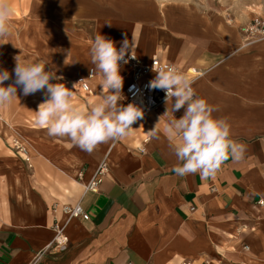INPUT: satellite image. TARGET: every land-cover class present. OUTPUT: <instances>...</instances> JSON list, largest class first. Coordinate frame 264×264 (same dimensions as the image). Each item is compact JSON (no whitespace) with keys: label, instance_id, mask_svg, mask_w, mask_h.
<instances>
[{"label":"crops","instance_id":"1","mask_svg":"<svg viewBox=\"0 0 264 264\" xmlns=\"http://www.w3.org/2000/svg\"><path fill=\"white\" fill-rule=\"evenodd\" d=\"M7 2L12 33L0 40V69L11 74L6 86L15 80L16 56L51 63L63 77L52 82L72 89L78 94L72 102L87 111L102 99V76L90 56L94 37L111 38L119 49L127 35L140 60L170 63L189 80L198 75L196 96L230 124L231 139L246 151L214 177L176 175L172 144L179 137L170 139L165 128L184 109L172 113L169 102L131 126L128 136L89 153L36 123L43 91L25 96L18 88L17 98L0 105V264H31L52 241L55 219L65 223L53 206L76 203L90 219L67 224L68 249L40 264H264V206L258 204L264 202V40L246 46L241 32L264 19V0L210 1L206 8L160 0ZM91 69L94 99L75 83ZM16 135L28 147L31 167L10 147ZM107 153L109 173L99 191L84 193Z\"/></svg>","mask_w":264,"mask_h":264},{"label":"clouds","instance_id":"2","mask_svg":"<svg viewBox=\"0 0 264 264\" xmlns=\"http://www.w3.org/2000/svg\"><path fill=\"white\" fill-rule=\"evenodd\" d=\"M10 14V4L0 0V40L7 39L12 33ZM133 51L127 35L119 49L111 38L100 33L94 37L90 56L94 70L102 76L99 93L102 99L87 111L72 102V89L64 83L52 82L63 80L62 76L56 75L54 65L44 61L22 62L18 55L13 83L5 85L11 74L0 69V105L10 104L17 98L18 88L25 96L43 91L46 99L38 106L36 123L46 126L49 136L67 137L73 145L91 153L100 143L128 136L133 130L131 125L144 117V110L137 104L125 106L120 103L124 82L120 74L121 62L127 64L129 59H135ZM153 71L156 75L148 87L165 92V103L168 106L171 102L172 113L184 109L183 116L170 120L165 128L170 139L179 137V142L172 144L177 160L172 171L176 175L198 173L202 178H210L229 158L235 162L243 159L245 145L231 139L230 124L213 117L215 108L196 96L186 75L171 66L153 68ZM149 133L155 137L156 128Z\"/></svg>","mask_w":264,"mask_h":264},{"label":"built area","instance_id":"3","mask_svg":"<svg viewBox=\"0 0 264 264\" xmlns=\"http://www.w3.org/2000/svg\"><path fill=\"white\" fill-rule=\"evenodd\" d=\"M241 32L244 36L246 46L254 44L258 41H263L264 19H253L249 24L241 28ZM161 66H171L179 72V70L174 65L167 62H159L156 60L152 61L151 63H146L136 57L135 59H129L127 64H123L121 62L120 74L124 78V105L126 106L129 103H135L140 106L144 110L143 118L153 114L166 104L165 92L163 90L151 89L150 87H148L149 82L154 79L156 75V73L153 71V68L158 70ZM194 75L195 76L190 79L191 87L192 84L199 77L196 74ZM94 77L95 71L91 69L89 70L86 77H80L75 80L78 90L80 91L81 95L85 98H92L95 96V91L89 84V81L93 80ZM139 121L140 120L136 121L134 124ZM4 125L5 120L0 115V129ZM118 140L114 141L117 142ZM10 147L14 153H16L22 158V160L28 165V167H31V157L29 154L28 147L25 141L20 136L16 135L12 138ZM108 157L109 153H107L102 159V161L99 163L95 174L91 178V180L83 185L84 193H97L99 191L103 179L109 173ZM78 179L82 180L81 174L78 175ZM258 204L260 206H264L263 201H259ZM52 210L54 214L61 212L65 216V223L62 224L57 220V218L55 219L54 224L52 226V241L35 255L31 264H40V262L47 256L53 254H61L65 252L69 247V240L65 230L66 225L72 222L73 220L82 219L83 221H88L90 219L89 214L85 211L81 203H76L74 205H63L62 207L55 205L53 206ZM248 249V247H245L246 251Z\"/></svg>","mask_w":264,"mask_h":264},{"label":"rangeland","instance_id":"4","mask_svg":"<svg viewBox=\"0 0 264 264\" xmlns=\"http://www.w3.org/2000/svg\"><path fill=\"white\" fill-rule=\"evenodd\" d=\"M7 1H12L13 3H16L18 2L19 4H26L28 3L29 0H7ZM162 3L164 4H174V3H182V4H185V5H194V6H199V7H202V8H206L208 7V2H213L217 5H220L221 6V0H160ZM78 97V94H74L73 95V98H76ZM94 97L90 98V99H94ZM78 100V98H76ZM84 101L87 103L89 100H85Z\"/></svg>","mask_w":264,"mask_h":264},{"label":"bare ground","instance_id":"5","mask_svg":"<svg viewBox=\"0 0 264 264\" xmlns=\"http://www.w3.org/2000/svg\"><path fill=\"white\" fill-rule=\"evenodd\" d=\"M11 129H12V128H11ZM254 231H255V233H256L257 235H260V225H259V224L256 226V228L254 229Z\"/></svg>","mask_w":264,"mask_h":264}]
</instances>
